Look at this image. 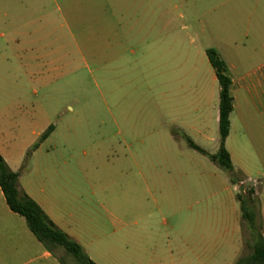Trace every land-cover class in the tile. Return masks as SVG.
Here are the masks:
<instances>
[{
    "label": "rangeland",
    "instance_id": "1",
    "mask_svg": "<svg viewBox=\"0 0 264 264\" xmlns=\"http://www.w3.org/2000/svg\"><path fill=\"white\" fill-rule=\"evenodd\" d=\"M2 31L0 139L20 184L92 262L235 264L252 253L236 197L252 190L262 223L264 165L235 136V181L209 158L219 146L205 122V50L263 62L264 0H22ZM39 255L26 264H77L59 248Z\"/></svg>",
    "mask_w": 264,
    "mask_h": 264
},
{
    "label": "crops",
    "instance_id": "2",
    "mask_svg": "<svg viewBox=\"0 0 264 264\" xmlns=\"http://www.w3.org/2000/svg\"><path fill=\"white\" fill-rule=\"evenodd\" d=\"M21 5L22 0H0V36H4L2 30L6 24L13 25L14 21L18 19V12ZM253 9L255 10V7H253ZM254 10L251 15H254ZM11 22L12 24H10ZM129 36H133L131 32ZM209 49L212 48L205 50V56L206 51ZM212 50H214L224 62L227 75L231 80L230 94L233 99V110L229 117L228 136L224 142V147L230 156V161L231 163L233 162L231 151L227 148V143L231 137L235 136L238 138V141H240V144H247L252 152L258 155L259 162L264 165V61L260 64H254L251 67V64H253L252 58L254 57L252 55L245 54L237 49L232 52L233 58L230 59L233 61H230L227 57L222 55L218 49ZM258 50L260 49L256 47V50L254 49V54H257ZM207 62L209 63L208 59ZM201 83L202 82L197 77H194L187 82V86L190 89L192 87L193 92L197 94L198 90L201 88ZM209 83L211 85V93L208 106L212 109V112L209 115L208 121L205 122L207 126H210L208 125V123H210L212 128L215 127L218 136L217 143H219V85L212 67L209 72ZM177 104L178 103L175 102L171 105L177 106ZM188 109L193 115L199 114L201 106L196 98L189 103ZM257 118H260V120ZM199 148L203 150L201 147ZM0 155L8 168L16 172V169L13 167L15 162L11 160L12 157L1 139ZM258 186L259 185H257V187ZM18 189L30 197L58 229L63 231L72 240H75L63 227L59 219L54 220L44 211L28 189L20 184V179H18ZM259 190L260 189H255L256 195H258ZM262 234L264 237V216L262 219ZM53 253L54 252L45 249L34 237L22 217L10 211L0 189V264H26L34 262L37 260L38 254H40L39 258L51 259Z\"/></svg>",
    "mask_w": 264,
    "mask_h": 264
},
{
    "label": "trees",
    "instance_id": "3",
    "mask_svg": "<svg viewBox=\"0 0 264 264\" xmlns=\"http://www.w3.org/2000/svg\"><path fill=\"white\" fill-rule=\"evenodd\" d=\"M207 59L214 69L219 85V118L218 135L219 148L215 155L209 158L218 167L227 172L231 182L235 181L236 174L230 161V156L224 147V142L229 132V117L233 110V99L230 94L231 80L227 75L226 66L217 53L209 49L206 51ZM52 132L49 127L40 137L44 140ZM189 147L202 155L206 152L187 139ZM37 144L33 146V149ZM19 173L11 171L0 155V189L6 204L11 212L22 217L30 232L48 251L62 249L70 255L77 264H95L92 262L82 247L58 229L43 210L23 191L18 189ZM241 214V226L249 234L252 253L246 257H239L235 264H264V237L262 223L259 217V201L252 190L243 191L236 197ZM60 264H65L59 259Z\"/></svg>",
    "mask_w": 264,
    "mask_h": 264
}]
</instances>
